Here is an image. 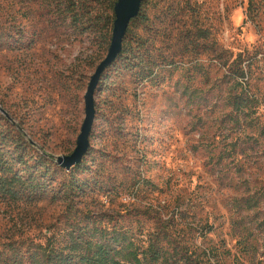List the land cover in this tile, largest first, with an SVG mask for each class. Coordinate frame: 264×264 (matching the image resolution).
<instances>
[{
    "label": "rangeland",
    "instance_id": "obj_1",
    "mask_svg": "<svg viewBox=\"0 0 264 264\" xmlns=\"http://www.w3.org/2000/svg\"><path fill=\"white\" fill-rule=\"evenodd\" d=\"M112 2L0 0V156L13 172L26 178L30 168L35 177L40 160L55 170L58 157L75 151L89 82L112 41ZM141 15L124 47L137 48L140 68L148 50L164 71L134 81L119 62L104 73L91 148L74 169L91 188L74 205L116 218L152 206L171 229L192 224L196 243L222 248L229 264H264V204L248 213L236 206L247 181L251 195L264 194V0H144ZM221 51L251 58L263 78L253 84L263 102L261 133L232 126L217 87L228 70L215 59ZM65 209L0 193V251L44 242ZM242 217L250 231L241 238L233 224Z\"/></svg>",
    "mask_w": 264,
    "mask_h": 264
},
{
    "label": "trees",
    "instance_id": "obj_2",
    "mask_svg": "<svg viewBox=\"0 0 264 264\" xmlns=\"http://www.w3.org/2000/svg\"><path fill=\"white\" fill-rule=\"evenodd\" d=\"M116 3L117 0H113L111 5L113 10ZM71 4L72 0L67 8H70ZM141 13L142 9L131 25L141 19ZM72 14L75 16V12ZM129 34L128 30L127 36ZM201 37L206 41L209 38L205 33ZM20 40L15 39L14 44L17 46L22 42ZM146 53L150 61H147V58L142 60L143 66L140 68L137 48L131 46L129 50L123 46L121 55L113 65L120 62L122 65L120 71L129 74L134 81L138 78L150 79L155 71L158 73L157 76L160 75L164 67L160 70L156 68L159 66L158 58L149 56L148 50ZM230 54L228 51H221L215 56L216 60H224V66L228 69L217 85L219 92L225 94V107L230 110L228 117L235 131L251 130L261 133L260 111L263 102L261 92L253 88L255 86L253 84L263 78L258 77L252 70L254 63L251 62V58L240 53L234 59V56H231V59L228 57ZM162 66L167 64L163 63ZM205 76L210 80L208 73ZM19 154L21 153L16 151V155ZM83 161L68 171L58 162V167L54 170L43 159L39 161L38 175L34 177L31 169L26 168L25 178L24 175L15 173L12 168L7 167L0 156V193L5 198L14 203L28 205L34 201L39 203L48 199L53 203L60 202L66 208L62 214L64 220L55 226V230L47 228L48 236L44 242L28 240L5 244L0 251V264H229L227 252L222 248L206 247L205 243L201 245L196 243L193 234L197 230L192 224L180 221V228L171 229L172 227L166 225L160 216L161 212L152 206L145 210L128 209L116 215L119 219L114 215L84 212L77 208L74 205L76 196L79 193L84 194L91 188L74 172V169L81 167ZM56 177L57 180H54ZM55 181L57 186L50 197L47 190ZM97 184L100 192L104 191L105 196H110V190L100 183ZM252 184L253 182H246L247 191H242L240 199L236 202L240 213L251 212L264 204V194L259 192L257 195L250 194ZM135 187L136 185H133L131 188ZM141 217H147L148 221L142 222ZM132 219H138L137 225H134ZM235 230L242 233L239 235L241 238L243 234H248L250 227L244 217L234 222L233 231Z\"/></svg>",
    "mask_w": 264,
    "mask_h": 264
},
{
    "label": "water",
    "instance_id": "obj_3",
    "mask_svg": "<svg viewBox=\"0 0 264 264\" xmlns=\"http://www.w3.org/2000/svg\"><path fill=\"white\" fill-rule=\"evenodd\" d=\"M143 2L144 0H117L115 4L114 10L116 19L114 22L111 45L107 57L97 67L89 82L85 95V120L81 128V133L77 139V147L71 155L57 158L58 164L68 171L80 164L91 148L90 138L96 119V90L104 73L121 55L129 27L132 21L139 16Z\"/></svg>",
    "mask_w": 264,
    "mask_h": 264
}]
</instances>
